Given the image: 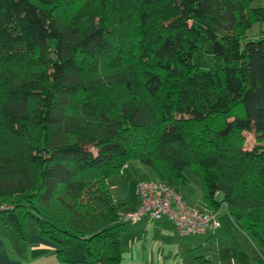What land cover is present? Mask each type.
<instances>
[{
    "label": "trees",
    "instance_id": "16d2710c",
    "mask_svg": "<svg viewBox=\"0 0 264 264\" xmlns=\"http://www.w3.org/2000/svg\"><path fill=\"white\" fill-rule=\"evenodd\" d=\"M262 18L249 0H0V225L121 264L107 180L138 161L178 193L196 172L264 250V32L245 39Z\"/></svg>",
    "mask_w": 264,
    "mask_h": 264
},
{
    "label": "crops",
    "instance_id": "0c3cea01",
    "mask_svg": "<svg viewBox=\"0 0 264 264\" xmlns=\"http://www.w3.org/2000/svg\"><path fill=\"white\" fill-rule=\"evenodd\" d=\"M137 172L148 177L138 182L151 179L138 161L128 162L117 177L126 180ZM183 172L187 184L180 194L186 205L212 209L205 200L201 177L189 169ZM113 178L107 180L109 184L112 179L111 186ZM124 185L123 189L109 186L120 216L139 204L137 185L136 189ZM214 210L220 226L195 235H179L166 217L143 216L127 223L120 234L121 264H199V257L207 258L210 264H264V250L241 222L230 216L226 205L222 202ZM25 230V237L20 238L13 228L0 225V264H69L57 258L54 243L41 235L31 220L25 221Z\"/></svg>",
    "mask_w": 264,
    "mask_h": 264
},
{
    "label": "built area",
    "instance_id": "2783aa9c",
    "mask_svg": "<svg viewBox=\"0 0 264 264\" xmlns=\"http://www.w3.org/2000/svg\"><path fill=\"white\" fill-rule=\"evenodd\" d=\"M138 207L121 215V220L134 223L146 216L168 218L179 235H195L220 226L214 209L188 207L180 193L162 181L145 180L137 185ZM6 208L0 204V209Z\"/></svg>",
    "mask_w": 264,
    "mask_h": 264
},
{
    "label": "rangeland",
    "instance_id": "374dc122",
    "mask_svg": "<svg viewBox=\"0 0 264 264\" xmlns=\"http://www.w3.org/2000/svg\"><path fill=\"white\" fill-rule=\"evenodd\" d=\"M249 5L251 7H258V6L263 7V13H264V0H249ZM262 31L264 32V18H262L260 20H255L252 23L251 27L248 29V32L246 34L245 39L255 38L258 36L259 32H262ZM244 134H245L244 145L246 148H249L254 144V135L252 132H245ZM141 165L144 166L146 173L150 174L149 178H151V179H149V180H154L155 176H154L153 171L149 167H147L143 164H141ZM118 177L114 176L112 186H111L112 179H110L109 186H111V189H120L121 187L123 189L125 187L124 184L128 185L130 189H136V185H138V183H139L138 180L148 178L146 176L145 177L142 176V174L139 172L135 173V176L131 175V177L126 179V180L120 179L121 177H119V178Z\"/></svg>",
    "mask_w": 264,
    "mask_h": 264
}]
</instances>
